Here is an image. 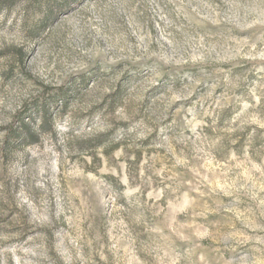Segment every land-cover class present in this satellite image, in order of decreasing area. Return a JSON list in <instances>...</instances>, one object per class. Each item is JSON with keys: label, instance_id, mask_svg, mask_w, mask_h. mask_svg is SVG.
Masks as SVG:
<instances>
[{"label": "rangeland", "instance_id": "374dc122", "mask_svg": "<svg viewBox=\"0 0 264 264\" xmlns=\"http://www.w3.org/2000/svg\"><path fill=\"white\" fill-rule=\"evenodd\" d=\"M0 264H264V0H0Z\"/></svg>", "mask_w": 264, "mask_h": 264}, {"label": "trees", "instance_id": "16d2710c", "mask_svg": "<svg viewBox=\"0 0 264 264\" xmlns=\"http://www.w3.org/2000/svg\"><path fill=\"white\" fill-rule=\"evenodd\" d=\"M49 121H50V111L45 106H43L42 107V121H41L43 129L46 128L47 126H49V124H48ZM20 125L22 127H24L25 129L23 130V132H20L17 130H12L10 135L14 139L15 138H21V139H24L26 141H29L30 139H32L35 136V132L31 128V126L24 123L23 120L20 121Z\"/></svg>", "mask_w": 264, "mask_h": 264}]
</instances>
